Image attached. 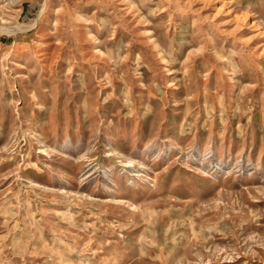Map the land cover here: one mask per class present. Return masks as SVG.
I'll list each match as a JSON object with an SVG mask.
<instances>
[{
  "label": "rangeland",
  "instance_id": "obj_1",
  "mask_svg": "<svg viewBox=\"0 0 264 264\" xmlns=\"http://www.w3.org/2000/svg\"><path fill=\"white\" fill-rule=\"evenodd\" d=\"M0 264H264V0H0Z\"/></svg>",
  "mask_w": 264,
  "mask_h": 264
}]
</instances>
